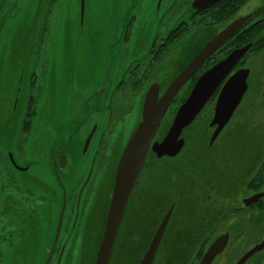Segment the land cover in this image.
Wrapping results in <instances>:
<instances>
[{
    "label": "flooded vegetation",
    "instance_id": "af4514ba",
    "mask_svg": "<svg viewBox=\"0 0 264 264\" xmlns=\"http://www.w3.org/2000/svg\"><path fill=\"white\" fill-rule=\"evenodd\" d=\"M193 1L141 0L134 14L128 11L112 23V34L109 33L104 51L99 52L96 47L88 50L92 55L101 54V62L96 66H80L77 71L97 77L96 88L105 87L102 93L108 88L100 116L92 105L84 102L83 95L89 92L70 104L69 97L63 105L51 146L47 144L46 134L35 139V130L39 123L49 118V114L39 113L45 101L47 81L54 78L60 84L64 64L56 69L55 52L51 47L46 48L42 63H38V46L44 38L48 40L55 29L56 37L61 31L64 39H68L70 27L79 23L82 15L77 2L68 7L66 0H32L36 2L35 11L23 32L28 42L11 62L12 51L6 52L5 46L16 34L20 7L17 2L0 0V51L11 66L21 70L14 95L0 102L5 108L0 109V264L96 263L113 198L118 162L142 120L148 94L156 91V100L162 98L208 42L227 25L245 17L247 19L227 43L199 66L171 99L126 203L108 264H141L167 214L169 217L151 264H199L209 246L225 234L228 235L227 244L212 264H236L263 240L264 195L250 205L244 202L264 193V153L258 164L252 167L243 164L235 178L225 176L220 185L209 181L198 186L203 195H200L201 204L199 202L196 215L199 219L196 234L176 241L177 248L173 245L175 257L165 260L168 251L166 257L157 261L162 254L165 232L174 228L176 232L175 169L178 165L175 157L184 148L182 134L185 129L203 111L213 108L206 123L208 148L231 131L235 134L231 129L236 125L249 132L262 131L264 145V91L258 97L259 102L253 104L252 111L235 120L241 101L229 122L210 143L215 126L209 123L225 78L195 120L183 129L181 151L176 156L161 157L152 151L154 142L164 139L176 110L199 76L231 52H228L229 43L234 37L255 40L257 46L264 42V3L243 13L242 8L251 0H217L201 10L191 6ZM228 7H231L229 12ZM249 43V50L230 74L239 68H248V55L253 49L251 41ZM263 52L264 48L252 56ZM111 54L110 61H105L106 55ZM249 82L247 79V91ZM98 90L97 98L101 99L102 93ZM67 107L70 112L66 111ZM44 124L46 128L51 125L45 120ZM224 131L228 133L221 139ZM3 136L7 138L5 144ZM10 143L15 164L9 157L11 153L4 154ZM29 146L30 157L25 161V150ZM227 167L230 166L225 167V173ZM232 171L231 168L229 172L234 174ZM178 248L181 251L176 255ZM263 260L264 248L243 264H260Z\"/></svg>",
    "mask_w": 264,
    "mask_h": 264
},
{
    "label": "water",
    "instance_id": "95a60500",
    "mask_svg": "<svg viewBox=\"0 0 264 264\" xmlns=\"http://www.w3.org/2000/svg\"><path fill=\"white\" fill-rule=\"evenodd\" d=\"M120 1L121 0H114L113 2ZM216 1L217 0H194L191 6L196 10H201L208 5L215 3ZM74 2H77L80 16L82 15L79 22L82 32L83 16L87 7V2H85V0H75ZM246 19L247 18L245 17L233 21L221 32H219L210 42H208L196 54L187 67L175 78V81L165 91L162 98H160L158 101L156 100V91L150 92L148 94L142 111V120L128 140L118 162L113 198L109 206L106 227L95 264H108L110 252L114 245L115 235L118 230L120 220L123 216L126 203L129 199L138 173L140 172L147 156L153 135L155 134L162 116L170 104L171 99L178 93L189 76L213 53H215V51L227 43V41L235 34V32L240 28ZM116 21L118 20H115V22ZM22 32H24V30ZM98 33L100 34V37H103L105 30L99 29ZM30 39H33V36L30 35ZM65 41L69 40L64 39V43ZM26 42H28V38L25 35L21 41H17L16 35L14 36L15 48H7L5 46V50L6 52L12 51V53L17 57L19 50ZM97 46L99 45L84 44V46L81 47L83 49L80 50L79 48L75 52H67L63 55L60 60V65L64 64L61 72V82L60 84H57L54 78L48 79L45 90V101L39 111V113L42 115L49 114V118L44 120L46 123H50L51 125L50 127L48 126V128H46L44 120L39 123L36 126L35 139L40 134H46V139L48 142L47 144L52 146V140L54 143L55 138L53 135L54 130L57 128L58 123H60V114L63 112V105L66 103L69 97L70 104L76 100L78 96L89 92L83 95V97L86 98L84 102H86L88 105H92L94 111L97 113L96 115L100 116L101 112L99 111L102 110V105L104 104L106 95L108 93V88L106 92L102 93L105 87L100 86L99 90L96 88L97 77H91L87 72H77L80 66H96L101 62L102 55H100L97 59V55H92L90 52H88L89 49L95 48ZM250 46L251 44L249 43L245 46L233 49L223 59L219 60L210 68L206 69L199 76L187 98L176 110L172 124L164 139L160 143L154 142L152 151L155 152L158 157L163 155L176 156L181 151L184 145V139L181 137L183 129L188 127V125H190L195 120L197 115L203 110L207 102L211 99L219 84L226 78L220 90L218 91L214 106V114L209 123L210 126H215L210 143L215 140L217 135L229 122L235 109L240 104L247 91L249 68H239L232 74L230 73L237 63L242 59V57H244V55L247 53ZM58 55L59 52L55 53L54 65L56 62H58ZM110 56L112 58L113 54L106 55L105 61H110ZM111 64L113 65V61ZM97 90L99 92L102 91V94H100L101 99L97 98ZM61 99L64 100L59 102ZM53 106L58 107L57 111L51 109ZM66 111L70 112V109L67 107ZM86 112L87 111H85V114ZM6 139V137H2L3 144L6 143ZM31 144L32 142L30 143V146ZM30 146L25 150V161H28L30 157ZM12 150L13 148L10 143V145L5 148L4 154L7 152L11 153L9 154V157L15 164L14 158L12 156ZM44 155L46 154L44 153ZM63 160L64 158L62 157L61 162ZM263 195L264 193H258L247 199V201L244 203L245 205H250V203L257 201ZM168 217L169 214H167L158 228L141 264L152 263L157 247L163 235ZM227 237L228 235L225 234L217 238L203 254L199 264H212L215 256L218 255L226 246ZM263 248L264 238L260 243L256 244L247 253H245L236 264H243L252 254L261 251Z\"/></svg>",
    "mask_w": 264,
    "mask_h": 264
},
{
    "label": "rangeland",
    "instance_id": "374dc122",
    "mask_svg": "<svg viewBox=\"0 0 264 264\" xmlns=\"http://www.w3.org/2000/svg\"><path fill=\"white\" fill-rule=\"evenodd\" d=\"M11 2H17L20 9L18 11L19 22L17 27L15 26V35H17V41H21L24 38L23 30L27 29L29 24V18L35 11L36 2L32 0H10ZM73 1V2H71ZM75 0H66L67 6L71 7ZM114 0H85L87 7L85 10V19L83 21L82 32L78 22H75L69 29L71 35L68 37L69 41H65L64 37L59 31L56 37V29L51 31L49 39H43L42 43L38 46L39 51L37 53L38 63H42L43 55L46 48L50 47L55 53L59 52L58 62L55 63L59 70L60 60L67 52H75L84 44H97V50L103 52L107 44V38L109 39V33L112 34V23L118 17L127 13L134 14L141 4V0H121L119 3L113 2ZM264 0H251L243 8L242 12L245 13L254 7L262 5ZM99 29L105 30L103 37H100L98 33ZM109 32V33H108ZM14 36L6 41V47H14ZM46 37V36H45ZM49 42V45L47 46ZM110 47V43L108 45ZM15 48V47H14ZM38 50V49H37ZM95 51V50H94ZM101 54L97 55V59ZM220 56L217 57L220 58ZM16 56L12 53L10 56L11 62H14ZM0 102L6 98H11L16 90L18 80L21 78L19 69L11 66L7 56L0 51ZM250 69L249 74V89L246 92L244 99L242 100L239 108L238 116H234L235 120L242 119V115L252 111L253 104H257L258 97L262 96L264 91V52L256 56L248 55V61L246 63ZM261 80V81H260ZM263 80V81H262ZM260 81V82H259ZM3 92V94H2ZM64 99L59 100L63 101ZM1 110H5L4 106H0ZM57 111L58 107L53 108ZM176 109V107H175ZM213 108H209L203 111L183 132L185 138V145L181 154L175 157V228L167 230L165 232L162 246V254L159 259L166 257L169 251V256L165 259L175 257L173 245L175 248L177 240H187L194 236L198 230L199 219H197V211L199 209L200 195H203V191L198 189L203 182L212 181L216 185H220L225 180V176L235 178L237 172L244 166H253L258 164L260 158L264 153V145L262 142V131L252 130L246 131L241 125L232 127L228 135V132H223L221 139L217 140L212 147L208 148L207 141L208 135L206 123L209 120L208 117L212 115ZM232 125V124H231ZM153 159V158H151ZM226 164V165H225ZM229 165L232 168L231 174L230 167H227V173H225V167ZM184 167V169H182ZM230 173V174H229ZM233 190H236V186H231ZM181 248L176 250V255L180 254ZM172 262V260H171ZM264 264V260L260 262Z\"/></svg>",
    "mask_w": 264,
    "mask_h": 264
},
{
    "label": "trees",
    "instance_id": "16d2710c",
    "mask_svg": "<svg viewBox=\"0 0 264 264\" xmlns=\"http://www.w3.org/2000/svg\"><path fill=\"white\" fill-rule=\"evenodd\" d=\"M231 7H228V12L230 11ZM241 35V34H240ZM252 43V47L253 49L250 50L251 54H257L259 51H261L263 48H264V42L262 43H259L258 46H257V43L255 42V40H252V39H247V38H240L239 36L237 37H234L230 43H229V49H228V52L232 51L234 48H237V47H241L245 44H247L248 42ZM226 52V53H228ZM176 110V109H175ZM263 164H264V159H263Z\"/></svg>",
    "mask_w": 264,
    "mask_h": 264
}]
</instances>
